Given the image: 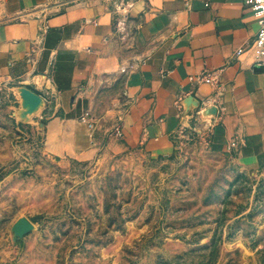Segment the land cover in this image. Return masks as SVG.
Masks as SVG:
<instances>
[{
    "label": "crops",
    "instance_id": "crops-1",
    "mask_svg": "<svg viewBox=\"0 0 264 264\" xmlns=\"http://www.w3.org/2000/svg\"><path fill=\"white\" fill-rule=\"evenodd\" d=\"M258 29L245 0H3L0 83L41 93L36 121L56 155L166 154L198 120L260 168L264 71L249 48ZM205 69L218 83L192 81Z\"/></svg>",
    "mask_w": 264,
    "mask_h": 264
},
{
    "label": "rangeland",
    "instance_id": "rangeland-1",
    "mask_svg": "<svg viewBox=\"0 0 264 264\" xmlns=\"http://www.w3.org/2000/svg\"><path fill=\"white\" fill-rule=\"evenodd\" d=\"M30 92L0 83V264H264V166L212 123L184 124L166 154L56 155Z\"/></svg>",
    "mask_w": 264,
    "mask_h": 264
},
{
    "label": "built area",
    "instance_id": "built-area-1",
    "mask_svg": "<svg viewBox=\"0 0 264 264\" xmlns=\"http://www.w3.org/2000/svg\"><path fill=\"white\" fill-rule=\"evenodd\" d=\"M246 5L257 16L259 21V29L253 38V41L249 45V48H253L257 55V64H264V0H245ZM245 48H239L237 53H241ZM192 81L198 83H218V70H204L198 75H192L190 77Z\"/></svg>",
    "mask_w": 264,
    "mask_h": 264
},
{
    "label": "water",
    "instance_id": "water-1",
    "mask_svg": "<svg viewBox=\"0 0 264 264\" xmlns=\"http://www.w3.org/2000/svg\"><path fill=\"white\" fill-rule=\"evenodd\" d=\"M255 69L256 70H261V71L263 70L264 71V64H256L255 65ZM20 225H22V227H25V228L31 227V223L28 220H26V219H23L21 221Z\"/></svg>",
    "mask_w": 264,
    "mask_h": 264
},
{
    "label": "bare ground",
    "instance_id": "bare-ground-1",
    "mask_svg": "<svg viewBox=\"0 0 264 264\" xmlns=\"http://www.w3.org/2000/svg\"><path fill=\"white\" fill-rule=\"evenodd\" d=\"M206 109V108H205ZM208 110V109H207ZM206 112V111H205Z\"/></svg>",
    "mask_w": 264,
    "mask_h": 264
}]
</instances>
